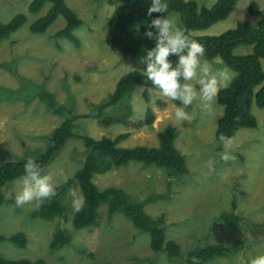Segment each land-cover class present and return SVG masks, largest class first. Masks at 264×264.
Instances as JSON below:
<instances>
[{"label":"rangeland","instance_id":"rangeland-1","mask_svg":"<svg viewBox=\"0 0 264 264\" xmlns=\"http://www.w3.org/2000/svg\"><path fill=\"white\" fill-rule=\"evenodd\" d=\"M30 1L0 0V23L16 14L25 16L22 26L0 42V162L32 158L41 153L49 134L68 117L51 113L38 96L39 91L49 93L60 106L68 105L67 109L74 115L91 116L96 113V105L112 92L115 82L133 71L128 67L139 70L145 67L138 63L139 57L125 56L109 42L107 21L113 7L118 5L116 0H63L82 22L73 31L79 41L78 47L64 39L54 41V34L64 25L62 17H57L44 33H30V23L49 6L45 4L40 13L29 14ZM193 1L205 8L215 2ZM251 1L256 3L260 13L264 11V0H237L234 10L224 20L206 30L192 32V36H215L234 28L237 23L255 27L258 19L247 12ZM168 16H174L179 23L177 14ZM56 44L59 49L55 48ZM249 52L250 47L233 50L238 56ZM2 64L7 67H1ZM260 64L264 72V60H260ZM229 76L234 77L230 70ZM142 91L143 88L136 87L129 96L130 117L133 121H141L145 109L150 108L155 116L151 127H142L136 132L118 124L104 128L90 118L74 120L73 127L93 139L130 133L117 145L123 148L157 147L156 132L166 126L176 129L174 145L184 158L186 174L168 178L163 169L131 162L104 174H94L92 182L98 190L121 189L130 202H141L155 194L164 195V200L144 205V212L151 218L162 216L165 238L179 246L181 257L168 259L163 253L152 252L146 234L136 230L118 212L108 218L103 204L97 208L96 226L75 230L71 225L74 211L70 190L78 191L77 188L69 189L64 198L65 219L54 217L46 221L32 217L31 212L38 208L31 204L18 207L15 203L23 179L20 177L1 189L6 200L0 206L2 258L11 261L41 259L43 264H183L188 250L204 243L231 248L226 257L205 264H248L251 258L264 255V233L257 227L264 220V109L251 102L249 112L254 117L255 127L239 129L233 134L230 152L235 160L225 163L220 159L223 145L214 135L216 119L222 113L216 101L211 109H206L199 100L194 101L185 108L191 119L177 122L173 103L152 89L145 93L149 95L146 102ZM156 100L164 102L163 109L157 108ZM114 112L115 107L104 111L106 115ZM84 155L82 143L69 139L43 167L44 174L51 173L59 186L80 167ZM210 158L216 161L214 173H208L204 166ZM61 170L63 177L58 175ZM223 212L237 215L241 226L236 228L221 223L213 227L212 220ZM249 223L255 225L249 227ZM56 232H62L67 239L50 250ZM17 233L26 240L21 249L9 240Z\"/></svg>","mask_w":264,"mask_h":264},{"label":"trees","instance_id":"trees-1","mask_svg":"<svg viewBox=\"0 0 264 264\" xmlns=\"http://www.w3.org/2000/svg\"><path fill=\"white\" fill-rule=\"evenodd\" d=\"M116 1L118 5L116 4L107 21L109 42L115 50L125 56L142 57L146 50L155 46V41L145 37L144 33L150 30L155 34L156 30L147 28V25L161 14L153 13L151 17L147 16V8L151 0ZM236 1L215 0L210 7L205 8L198 7L193 0H162L168 4V12L164 15L177 14L179 25L187 30L192 39L205 46L204 58L210 60L217 56L223 61V65L234 73L228 87L223 88L215 100L222 107V113L216 119L215 125L214 135L217 138L221 133L232 137L239 129L255 127L254 117L249 112L251 102L256 107L264 109V72L260 64V60H264V11L260 13L256 3L251 1L248 3L247 12L258 19L255 27L246 23H237L234 28L215 36H192L191 34L195 31L206 30L224 20L234 10ZM45 4L49 5L48 9L43 14L41 12V16L30 23L29 32L42 34L57 17H62L64 25L54 34V41L64 39L73 47H78L79 41L73 31L80 27L82 22L63 0H31L27 6V13H40ZM24 22L25 16L16 14L7 22L0 23V42L8 39ZM238 47H250V52L239 56L234 55L233 50ZM55 48L59 49V46L56 44ZM169 59L175 65V56H170ZM1 67L6 68L7 66L2 64ZM136 87L143 88L141 94L146 102L149 99V95L145 94L148 89L158 91L151 86L142 73L132 71L115 82L106 100L96 105L95 114L82 117L72 114V111L67 109L68 105L64 107L58 105L46 91H39L38 96L43 99L51 113L59 116L67 114L68 117L52 130L44 150L34 155L32 159L41 168L45 167L69 139L80 141L85 149V155L80 167L74 171L70 179L57 186V195L51 200H45L36 212H31V216L46 221L54 217L65 219L67 209L63 204L64 198L69 189L77 188L78 192H82L85 197V206L80 212L72 213L71 225L75 230L90 229L96 226L97 208L103 204L108 218L118 212L136 230L146 234L149 240L148 247L152 252L163 253L168 259L178 258L181 257L179 246L174 241L165 238L162 216L151 218L144 212V205L164 200V195L155 194L141 202H130L121 189L108 187L98 190L92 182L94 174H104L131 162L140 163L143 167L153 166L163 169L168 178L186 174L184 158L174 145L177 137L176 129L166 126L156 132L157 147L123 148L117 145L130 133H121L115 138L102 136L99 139H93L80 134L79 128L73 127L74 120L87 118L95 119L99 127L106 128L118 124L132 132L142 127H151L155 116L150 108L145 109L141 121H133L130 117L129 96ZM169 102L179 106L178 101ZM155 104L158 109L164 108V102L161 100H156ZM111 107H115V112L106 115L104 111ZM27 159L28 157H21L0 162V206L6 202L1 189L6 183L26 175L24 165ZM221 223L236 228L241 226L240 218L231 212L220 213L212 220L211 225L214 227ZM254 225V223H249L248 226ZM258 225L260 232L264 233V220ZM64 239L67 238L62 232H56L53 234L51 245L53 248L60 246L64 243ZM9 240L20 249L26 243L24 236L19 233L11 235ZM230 250V247L204 243L202 246H195L188 250L183 264H205L215 258L226 257ZM0 264H43V261L41 259L11 261L0 256Z\"/></svg>","mask_w":264,"mask_h":264},{"label":"clouds","instance_id":"clouds-1","mask_svg":"<svg viewBox=\"0 0 264 264\" xmlns=\"http://www.w3.org/2000/svg\"><path fill=\"white\" fill-rule=\"evenodd\" d=\"M167 12L166 2L151 0L147 16L151 17L153 13L161 15L147 25V28L156 30L155 34L149 30L145 31L144 35L154 40L155 46L138 58V63L145 66L143 70L128 68L141 72L162 97L169 101H178L180 106L173 105L174 119L177 122H185L191 119L190 113L185 112L187 106L199 100L206 109H211L219 92L228 87L231 78L227 66L214 67L223 65L219 57L215 56L212 61L204 59L205 46L192 39L174 16L166 17L164 14ZM170 56L177 57L175 65L169 59ZM218 139L224 148L220 153V159L225 163L234 161L235 156L230 152L234 139L223 133ZM215 164L214 159L206 161L204 166L208 173L215 172ZM24 172L26 175L15 195L18 207L31 204L39 208L45 200H51L57 195V181L51 173L44 174V169L37 165L34 159L29 157L26 160ZM58 175L63 177V171L61 170ZM70 195L73 211L80 212L85 206L83 193L72 189ZM49 247L50 250L56 248H53L51 242ZM248 264H264V255L251 258Z\"/></svg>","mask_w":264,"mask_h":264}]
</instances>
